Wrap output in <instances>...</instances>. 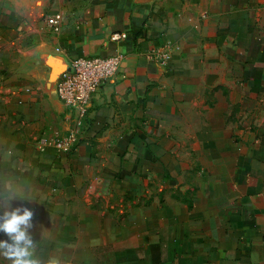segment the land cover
<instances>
[{
	"label": "crops",
	"instance_id": "1",
	"mask_svg": "<svg viewBox=\"0 0 264 264\" xmlns=\"http://www.w3.org/2000/svg\"><path fill=\"white\" fill-rule=\"evenodd\" d=\"M118 54L119 72L93 97L76 150L49 148L10 177L25 181L28 193L35 180L59 188L48 206L44 189L37 203L23 201L37 206L30 230H45L53 214L56 231H107L64 251L59 233L58 264H264V209L255 213L246 202L223 213L220 202L195 200L191 208L171 200L161 214L137 190L142 168L152 164L137 137L190 95L179 87L212 86L218 98L222 87L264 96V0H0V120L13 127L8 144L18 148L22 136L31 151L44 133L65 134L78 114L60 101L57 82L76 57ZM43 163L49 179L33 174Z\"/></svg>",
	"mask_w": 264,
	"mask_h": 264
},
{
	"label": "rangeland",
	"instance_id": "2",
	"mask_svg": "<svg viewBox=\"0 0 264 264\" xmlns=\"http://www.w3.org/2000/svg\"><path fill=\"white\" fill-rule=\"evenodd\" d=\"M54 20L50 19L49 22L51 28L56 30L59 23ZM200 77L197 72L193 75L196 80ZM203 89L197 85L179 87L180 91L190 90V95L179 96L168 111L159 114L158 121L156 119L151 128L148 127V120L145 135L137 137V146L141 143L145 145L147 158L152 163L150 167L142 168L145 173H140L141 182L137 184V190L141 192V201L144 205H155L161 214L171 200L181 201L191 208L195 200L207 207L215 202L216 208L217 202H220L223 213L231 207L247 206V202L252 204L255 213L256 210L260 212L264 209V96H251L240 87L233 95L231 89L222 87V95L218 98L214 94L218 88L205 87L204 93ZM77 121L61 136L44 133L36 140L35 148L30 147L32 150L27 151L26 147L23 149L20 145L22 136L18 148L17 145L8 144L13 127L5 125L1 119L0 193L5 192L8 186L25 190V181L18 179L12 183L10 177L21 176L20 171L25 169L23 167L26 163L42 161V155L51 148L41 149L43 140L67 135L77 126ZM149 138L152 150H149ZM43 164L44 167L39 172L34 169L33 174L37 177L41 174L40 178L46 175L49 179L50 174L45 172L49 168ZM35 183L36 180L31 184L30 189L33 190L30 194L38 195L36 203L42 194L39 189H44L47 206L60 193L51 181H46L41 188ZM14 202L20 203L19 200ZM30 208L34 210V224L38 217L37 206L31 205ZM93 221L91 219L92 225ZM53 223L54 215L46 214V229L30 230L36 244L34 256L40 264H58L54 242L59 233L62 235L63 251L71 243L85 240L92 243L107 238V231L102 230L56 231ZM226 226L223 221L222 228ZM0 237H3L2 233ZM95 255L99 259L104 256L97 249ZM4 264L9 262L4 260ZM62 264L69 262L63 261Z\"/></svg>",
	"mask_w": 264,
	"mask_h": 264
},
{
	"label": "built area",
	"instance_id": "3",
	"mask_svg": "<svg viewBox=\"0 0 264 264\" xmlns=\"http://www.w3.org/2000/svg\"><path fill=\"white\" fill-rule=\"evenodd\" d=\"M121 63L122 56L119 54L111 57H76L72 60V70L60 78L56 90L68 110L77 112V126L61 138L43 140L41 149L51 147L58 153L76 150L81 142V134L87 128L84 119L93 97L107 81L118 74Z\"/></svg>",
	"mask_w": 264,
	"mask_h": 264
},
{
	"label": "clouds",
	"instance_id": "4",
	"mask_svg": "<svg viewBox=\"0 0 264 264\" xmlns=\"http://www.w3.org/2000/svg\"><path fill=\"white\" fill-rule=\"evenodd\" d=\"M36 199L22 188L8 186L0 193V264H40L35 258L36 244L30 229L34 226V210L23 203ZM19 200L20 204H13Z\"/></svg>",
	"mask_w": 264,
	"mask_h": 264
}]
</instances>
